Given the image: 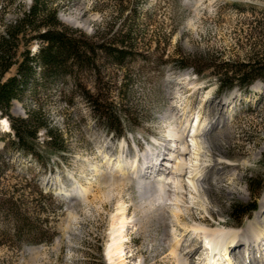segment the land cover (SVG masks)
Returning <instances> with one entry per match:
<instances>
[{"label": "rangeland", "instance_id": "obj_1", "mask_svg": "<svg viewBox=\"0 0 264 264\" xmlns=\"http://www.w3.org/2000/svg\"><path fill=\"white\" fill-rule=\"evenodd\" d=\"M32 2L0 0V34ZM44 3L73 39L124 54L116 60L95 49L89 64L70 65L54 77L35 64L32 80L10 109L20 119L38 114L35 154H19L10 139H2L11 130L0 112V264H108L120 215L123 253L116 264H204L200 229L243 230L264 197V82L257 79L248 93L235 87L221 94L215 82L235 64L261 62L264 0ZM31 36L20 40L4 81L16 76L25 51L34 56L43 46ZM186 118L190 132L199 121L213 125L210 150L198 157L205 189L196 194L183 187L176 195L173 184L166 185L172 202L160 204L157 185L156 198L141 195L130 173L145 166L144 154L154 160L165 147L173 151L165 149L161 163L173 159L169 135L187 130ZM50 134L58 139L54 145H48ZM117 159L126 165L124 173L117 172ZM175 195L182 213L172 222ZM250 205L255 211L242 222L231 216L232 207ZM237 247L235 255L242 250ZM245 260L240 256L231 264ZM259 260L264 264V256Z\"/></svg>", "mask_w": 264, "mask_h": 264}, {"label": "trees", "instance_id": "obj_2", "mask_svg": "<svg viewBox=\"0 0 264 264\" xmlns=\"http://www.w3.org/2000/svg\"><path fill=\"white\" fill-rule=\"evenodd\" d=\"M44 1L33 0L28 11L19 20L6 25L0 34V112L7 116L11 130V135L6 134L2 139H10V145L19 154H35L36 133L39 128L36 122H40V119L36 113H32L27 119L15 118L10 115V109L14 101L20 100L23 91L32 80L36 63L43 67L44 74L54 77L57 73L66 71L70 65L82 67L89 64L92 55L95 54V49H99L106 56L116 60L124 54L122 50L113 49L103 44H95L83 38L80 41L73 39L59 23L56 11L48 9ZM27 33H33L29 40L39 41L43 46L34 56H31L29 51H25L22 54V61L17 67L16 76L4 81V77L15 64L18 44L21 39H25ZM185 67L188 65H182V68ZM227 69L230 71L225 70L215 80L216 94L227 93L235 87L241 89L243 93H248L250 86L257 79L264 82V56L261 58V62L247 65L235 64ZM103 118L113 130L109 114L105 113ZM51 135L48 145L52 142L54 145L58 140L56 136ZM2 159L3 154L0 153V164ZM250 184L251 187L254 186L252 181ZM3 204L7 205L6 202ZM254 209V205L244 208L234 206L231 209V216L242 222ZM27 231L38 230L34 227H28Z\"/></svg>", "mask_w": 264, "mask_h": 264}, {"label": "bare ground", "instance_id": "obj_3", "mask_svg": "<svg viewBox=\"0 0 264 264\" xmlns=\"http://www.w3.org/2000/svg\"><path fill=\"white\" fill-rule=\"evenodd\" d=\"M256 86L257 84L251 87V89L258 88ZM188 122L189 119L187 118L183 120V124L186 125L187 130L185 129L179 133H172L169 135V143H173L176 150L173 159L169 157L167 158V161L165 160L166 162L162 164L160 162L162 158L160 154L157 157L156 153L154 160H150L149 154H144L142 158L144 161H147L145 166L142 167L139 174L134 172L130 173L132 174L131 178L136 181L138 185L137 190L139 193H141V195L143 194L147 195L146 197L151 196L156 198L154 193L157 185V202L161 204L166 201L172 202V200L167 198L169 193L166 194V185L170 186L173 184V187L170 188L174 190L176 195L183 192L181 191L183 187L193 191V193L196 194H199L200 190L205 189V187H203L205 184L201 183L202 171L200 167L202 165H198V162L200 161L198 157H203V154L210 150L208 145V132L213 130V125L211 123L205 124L199 121L190 132L191 127L188 128ZM7 126L8 125L5 122L3 126L5 130H7ZM188 139L189 144L186 141ZM189 147H191L190 150ZM165 149H170V151H173L169 147H165L162 151L164 152ZM188 154H192V160L185 159V156ZM153 161L155 163L158 162L159 164L151 163ZM115 164L118 168L117 172H125V164L119 162L118 159L115 160ZM136 167L137 165L134 167V169ZM157 169H159L158 172ZM187 169L190 170L187 171ZM166 170H171V172L169 171V174L165 175ZM145 181H148L149 183H146ZM161 181H164L163 185L158 184ZM167 181L172 182L166 184L165 182ZM176 195L174 196L175 198L173 201L175 207L173 209L170 208V220L172 222H174L173 218L179 221V215L181 216L182 213L181 206L178 203V196ZM119 211L122 212V208L119 209ZM124 225L125 220L120 215L116 218V226H114V230L112 231L111 244L106 251L108 264H116V261L122 256L121 254L123 251L121 248V243L124 238L122 235ZM200 232L203 233L201 234V238L203 239L204 245L209 252L206 264H223L224 261H226L227 264H231L232 260L235 261L240 256H245L246 260L248 261L247 264H261L259 258L261 259V257L264 256V244L261 243V241H264V197L260 203V209L258 213L255 214L254 218L246 225L243 230L225 231L200 229ZM239 246H241V252L237 253L236 255L233 254V251L236 249V247L239 248ZM255 247L257 248L256 250H254ZM252 250L256 255L251 253ZM210 255H213V261L209 260ZM262 263H264V261Z\"/></svg>", "mask_w": 264, "mask_h": 264}]
</instances>
